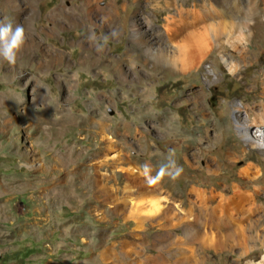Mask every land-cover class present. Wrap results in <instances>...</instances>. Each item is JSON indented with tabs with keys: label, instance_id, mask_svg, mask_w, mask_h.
I'll return each instance as SVG.
<instances>
[{
	"label": "rangeland",
	"instance_id": "374dc122",
	"mask_svg": "<svg viewBox=\"0 0 264 264\" xmlns=\"http://www.w3.org/2000/svg\"><path fill=\"white\" fill-rule=\"evenodd\" d=\"M114 1L100 5L105 8ZM171 1L176 2L173 14L150 0H116L119 15L113 28L118 35L103 51H97L96 42L87 37L95 33L102 42L112 32L104 16L86 19L84 0H15L18 10H0V21L23 25L25 44L33 46L29 54H18L15 65L0 58V264H145L163 251H171L174 261H187L202 244L190 240L185 252L176 243L164 245V235L202 232L217 240L222 232L215 222L197 225L179 213L216 209L218 204L209 201L213 197L229 199L241 191H258L256 196L264 204L263 157L258 151L250 156L262 170L255 183L242 176L245 163L238 165L228 158L232 144L239 141L234 108L241 99L253 97L247 91L255 84L251 75L243 81L232 76L217 80L207 68L212 86L203 92L197 72L176 77L128 55L135 14L144 32L146 24L158 32L170 19L184 37H191L195 12L206 27L200 8H194L203 0ZM255 1L263 10L264 0ZM6 2L0 0V5ZM261 9L251 22L261 23L252 35L262 41L259 49L252 50L261 66L254 71L264 67ZM155 40L151 39L154 45ZM59 57L65 62L58 66ZM225 60L217 58L220 67ZM192 91L201 92L205 102L196 104ZM205 114H210L209 121ZM208 128L220 137L202 154L196 148ZM107 136L120 152L117 161L104 164ZM229 136L236 140L231 142ZM169 147L176 149L184 169L174 181L165 177L150 185L143 175L130 178L120 171L131 164L142 172L140 166L147 162L155 175L166 162ZM99 163L103 166L93 168ZM127 187L135 196L168 198L167 208L137 229L128 217ZM237 222L248 237L255 235L260 242L240 240L236 247L228 242L220 253L202 251L197 256L200 263L263 261L264 229L253 234L251 220ZM254 222L262 224L258 219ZM248 247L253 251L240 263Z\"/></svg>",
	"mask_w": 264,
	"mask_h": 264
},
{
	"label": "bare ground",
	"instance_id": "6f19581e",
	"mask_svg": "<svg viewBox=\"0 0 264 264\" xmlns=\"http://www.w3.org/2000/svg\"><path fill=\"white\" fill-rule=\"evenodd\" d=\"M102 1L106 0H84L87 7L86 19L89 20L94 16L102 15L105 17L108 30L114 32L116 30L113 28V23L116 16L119 15L115 5L116 0L105 8L100 5ZM150 1L153 4H161L169 14L174 13L176 2L171 0ZM247 3L246 0H203L202 5L194 4V8H200L204 15L206 27H202L204 22L200 20V13L195 12L193 15L195 22L190 24L191 37H184L181 34L182 29L170 19L167 21L166 26L159 27L160 36H157L158 32L149 26L150 23L145 25L147 32L146 30L144 32L142 25L138 22V15L135 14L136 16L133 17L131 26L132 42L128 55L137 57L143 62L153 63L158 69L170 71L176 77L197 72L203 92H209L212 86L207 68L217 75V80L223 76L227 78L232 76L238 81H243L247 79L248 75H251L249 79L255 84L249 86L247 91L253 94V97L241 99V105L234 108L235 129L237 130L239 141L234 136L232 138L229 136L231 142L235 140L236 142L232 144L228 158L238 165L245 163L246 167L241 171L242 176L247 182L255 183L260 180L262 170L257 162L251 159L252 151H258L264 161V67L259 71H254L255 68L261 66L258 64L257 57L252 53V50L254 48L259 49L262 43V41L252 37L254 30L261 23H251L253 16H257L261 6L256 5L255 0H248ZM9 8L18 10L15 0H7L6 3L0 5V10ZM123 9L127 10V8ZM228 9H231V11L227 12ZM260 13L264 14V9H261ZM151 39H156L155 45ZM32 50L33 46L31 44H24L18 54H29ZM219 57L224 58V60L225 58H233L236 59V62L230 63L225 60L220 67L217 62ZM64 62V58L59 57L56 65L59 66ZM260 79L263 81L258 84L257 81ZM191 94H194L196 104L200 105L205 102L206 98L201 92L192 91ZM208 115L210 116V114L204 115L207 121H209ZM225 127L227 130L232 128L228 121L225 123ZM218 137L220 135L216 131L213 132L209 128L206 129L205 135L196 149L200 148V152L202 154L205 153L208 151L207 146L214 145L218 141ZM105 140L108 141V154L104 157V164L109 161H117L120 151L117 152L118 150L116 151L113 148L111 137L107 136ZM206 163L211 167L215 166L210 160H207ZM102 164H95L93 168L98 170L99 167L103 166ZM120 171L127 173L130 178H137L142 175V172L131 164H128L127 168H122ZM126 191L128 197L125 204L130 207L128 217L132 223L136 224L137 229H141L146 222L155 219L167 208L168 198L166 199L161 195L143 194L135 196L133 188L130 187H127ZM256 193L241 191V193H236L234 197L229 199L218 195L217 198L208 199L211 204H218L216 209L207 207L205 210L203 208L179 213L186 216L187 220L194 221L197 225L205 226L215 222L217 223L216 228L222 233H220L217 240L213 236L202 232H197L193 235L184 234L185 236L183 237L167 233L162 237L164 245L176 243L179 245L180 250L188 252V248L184 247L188 241L194 240L196 243H201L203 248L199 251L197 250V254L192 251L187 261H181L180 259L174 261L171 251H163L156 258H148L145 264H193L192 262H195L194 264H202L197 258L202 251L220 253L226 248L228 242L232 243V247H236L239 246L238 242L240 240L245 243L252 241L255 245L258 244L260 239L255 235L248 237L245 233L247 231L242 227V224L237 222L240 218L251 220V231H253V234L255 232L258 234V228L264 229V204H260L261 201H259ZM256 219L260 220L262 224L257 225L254 222ZM261 239V244L264 248V237ZM247 249L249 252H247L246 256L240 257V263L253 251V247H248ZM260 264H264V258Z\"/></svg>",
	"mask_w": 264,
	"mask_h": 264
},
{
	"label": "clouds",
	"instance_id": "9594fccd",
	"mask_svg": "<svg viewBox=\"0 0 264 264\" xmlns=\"http://www.w3.org/2000/svg\"><path fill=\"white\" fill-rule=\"evenodd\" d=\"M116 32L103 37L102 42L97 40L95 33L88 35L87 39L96 42L97 51H103L107 46L110 38L117 37ZM26 42V34L23 25L13 24L12 22L0 21V58L10 65H15L18 59V53L23 48ZM142 175L148 184H155L163 180L165 177L176 180L183 173V167L176 159V149L169 147L167 149L166 162L162 163L156 170L155 175H152V166L145 162L140 166Z\"/></svg>",
	"mask_w": 264,
	"mask_h": 264
}]
</instances>
